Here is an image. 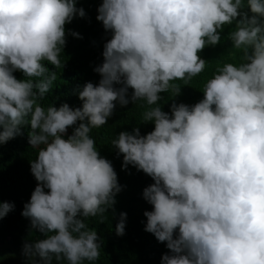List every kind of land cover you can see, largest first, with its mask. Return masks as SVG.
<instances>
[{
	"label": "clouds",
	"instance_id": "clouds-1",
	"mask_svg": "<svg viewBox=\"0 0 264 264\" xmlns=\"http://www.w3.org/2000/svg\"><path fill=\"white\" fill-rule=\"evenodd\" d=\"M97 11L112 33L94 69L99 84L78 91L80 107L45 111L37 100L55 73L38 83L13 73L44 77L43 61L59 68L65 25L85 11L76 0H0V144L20 135L30 116L29 144L44 146L31 162L38 183L21 215L47 238L25 243L23 254L35 264H52L53 255L68 264L99 259L100 237L84 221H103L122 189L89 132L108 123L117 103L157 105L170 89L178 96L172 82L201 74L207 61L199 53L235 22L229 39L244 62L217 68L194 105L146 111L151 132L121 131L111 143L122 170L132 165L154 181L143 190L153 206L145 231L170 250L161 264H264V0H247L246 9L244 0H102ZM13 209L0 203V219ZM126 217L120 213L118 236Z\"/></svg>",
	"mask_w": 264,
	"mask_h": 264
},
{
	"label": "trees",
	"instance_id": "trees-1",
	"mask_svg": "<svg viewBox=\"0 0 264 264\" xmlns=\"http://www.w3.org/2000/svg\"><path fill=\"white\" fill-rule=\"evenodd\" d=\"M102 0H76V7L83 8L84 17L75 16L71 23L65 25L66 44L60 54L61 65L59 68L48 61L42 63L48 69L44 77H26L23 72L15 71L13 74L18 80H32L38 83L41 79H48L55 73V79L51 80L49 91L37 100V104L45 111L50 106L59 108L67 103L76 108L82 105L78 98V91L83 85L91 82L98 85L101 76L94 69L103 63L104 44L111 39V31H106L101 21L96 19L98 7ZM247 7V0H244ZM236 29L235 22L225 25L221 31L220 43L208 45L200 57L207 61L204 71L198 76L188 80L173 81L174 87L180 88V94L175 96L170 89L161 93L162 100L157 105H148L145 100L129 102L121 107L118 103L108 123L99 128H93L89 136L95 141L100 155L111 161L117 173L121 191L116 195V204L104 214L103 221L98 215L85 219L88 229L95 230L99 237L100 257L96 261H85L84 264H161L163 254L170 253L166 243L157 241L152 233L145 231L147 218L145 211H152L153 206L143 198V190L154 183L152 178L136 167L128 165L122 170L123 155H118V150L112 146V140L118 138L121 131L132 132L139 127L141 135L154 130L153 122H144V113L152 107H162V110L170 113V105L175 102L194 105L203 98L205 83L214 77L217 68L225 63L240 64L243 61V51L234 49L229 39V33ZM78 33L80 37L71 33ZM119 88L121 85H115ZM35 90V89H34ZM132 90L128 95L131 97ZM35 107V105H34ZM26 123L21 126V134L0 144V203L14 204V209L4 218L0 219V245H8L13 250L23 254L25 243L34 244L46 235L32 228L28 218L21 215L24 205L29 202L37 181L31 173V162L38 157L40 148L29 144L30 116L25 117ZM79 123V122H78ZM74 127L68 129V135L74 131ZM45 191H48L45 189ZM127 213L125 220V232L123 236L116 235L115 227L120 220V213ZM54 233H48L52 235ZM37 260L36 257H34ZM52 264H68L63 257H52Z\"/></svg>",
	"mask_w": 264,
	"mask_h": 264
},
{
	"label": "rangeland",
	"instance_id": "rangeland-1",
	"mask_svg": "<svg viewBox=\"0 0 264 264\" xmlns=\"http://www.w3.org/2000/svg\"><path fill=\"white\" fill-rule=\"evenodd\" d=\"M34 257H26L8 245H0V264H35Z\"/></svg>",
	"mask_w": 264,
	"mask_h": 264
}]
</instances>
